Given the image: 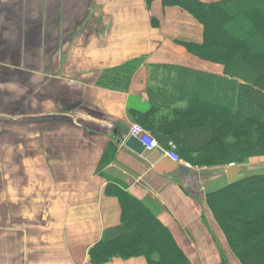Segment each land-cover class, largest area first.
<instances>
[{
  "label": "crops",
  "instance_id": "0c3cea01",
  "mask_svg": "<svg viewBox=\"0 0 264 264\" xmlns=\"http://www.w3.org/2000/svg\"><path fill=\"white\" fill-rule=\"evenodd\" d=\"M203 40L200 20L163 0H0V264H149L89 254L121 221L114 189L147 205L189 264H241L206 194L242 167L231 179V163L158 173L125 145L132 123L166 147L164 119L224 110L213 90L230 78L199 55ZM206 144L196 157L215 155Z\"/></svg>",
  "mask_w": 264,
  "mask_h": 264
},
{
  "label": "trees",
  "instance_id": "16d2710c",
  "mask_svg": "<svg viewBox=\"0 0 264 264\" xmlns=\"http://www.w3.org/2000/svg\"><path fill=\"white\" fill-rule=\"evenodd\" d=\"M163 1L180 5L200 20L204 27L202 47L229 50L228 58L214 57L221 58L230 82L225 83L223 90L224 110H228L225 119L215 113L218 106L205 112L188 109L164 119L157 128L166 129L162 130L166 131L164 137L176 144L180 158L199 153L212 139L214 143L223 141L216 133L218 126L234 129L232 133L235 137L238 134L235 142L220 143L216 147L219 153L215 151L213 157L200 160L213 165L242 163L245 156L237 153L241 145L258 144L264 140V0L209 4L198 0ZM185 46L196 51L199 45ZM256 60L259 64L255 63ZM207 80V75H201L200 85H207ZM238 86L241 87L239 92ZM220 108H223L222 105ZM197 116L200 119H196L195 124L193 119ZM114 192L121 201V221L104 231L101 239L90 249V256L104 261L114 256L144 255L149 264H189L169 230L147 205L122 190L114 189ZM206 204L238 262L264 264V175L231 180L208 192ZM243 204L246 208L241 209Z\"/></svg>",
  "mask_w": 264,
  "mask_h": 264
},
{
  "label": "rangeland",
  "instance_id": "374dc122",
  "mask_svg": "<svg viewBox=\"0 0 264 264\" xmlns=\"http://www.w3.org/2000/svg\"><path fill=\"white\" fill-rule=\"evenodd\" d=\"M262 23V22H261ZM218 52H222L221 54H219ZM204 55H202L201 53V56L204 57V58H210L212 60H215V61H219L220 63L221 62V58L220 59H216L214 56H225L226 58H228V55H229V50H225V51H222L221 49H215V48H210V49H207V50H204ZM224 53V54H223ZM230 53H232L230 51ZM199 54V55H200ZM226 62V60H225ZM255 63L259 64V61H255ZM226 84L221 85V83H216V89H214V93H217V94H220L226 87ZM219 88V89H218ZM220 88H223V89H220ZM241 89V87L238 86V89L237 91L239 92V90ZM221 90V91H220ZM222 94H224L222 92ZM224 110L221 109V113L223 112ZM227 112L226 110L224 111V113ZM216 114H219L220 113V109H217L215 111ZM226 114V113H225ZM210 116H213L215 117L212 113H210ZM200 119V117H195L193 120L195 122L196 119ZM195 124H197L195 122ZM211 129V127H210ZM232 130L234 131V129H228L227 127L225 128L223 125H220L217 127V131L216 133L218 134L219 137H221V140L223 139V141H221L220 143H215V148L216 149L215 151L219 153V150L218 148H216L219 144L222 145V143H224L225 141L228 143H232V142H235L237 137H238V134H237V137H235V134L232 133ZM235 133V132H234ZM240 133V132H239ZM243 133V131H242ZM223 136V137H222ZM246 135H244L245 137ZM264 140H260V143L257 144L256 143H253V144H248V143H244L241 145V148L239 149V151L237 153L240 154V156H245L244 159H243V162L242 163H239V164H235V163H231V165H240L242 167V171L241 173L239 174V177H237L238 179H241V178H245L246 176H250L253 173H256V171H258L257 173L258 174H263L264 175V164H254L253 162L256 160L257 157H259V155H261V153H263L264 151ZM260 144V145H259ZM208 150H212V148H208ZM202 151H199V153H196V154H192L190 155L188 158L186 157H182L181 159L183 160V162H187L189 164V166H185L186 168H190V167H199V166H202L204 164H208L206 163V160H200V158L196 157V155L200 154ZM208 152V151H207ZM215 153V152H214ZM216 155V154H215ZM257 156V157H256ZM199 165V166H197ZM256 170V171H255ZM211 184V185H210ZM210 188L208 189H217L219 187H222L224 186L226 183L222 180H215L213 183H210ZM208 185V186H209ZM246 208V204H243L241 206V209H244Z\"/></svg>",
  "mask_w": 264,
  "mask_h": 264
},
{
  "label": "built area",
  "instance_id": "2783aa9c",
  "mask_svg": "<svg viewBox=\"0 0 264 264\" xmlns=\"http://www.w3.org/2000/svg\"><path fill=\"white\" fill-rule=\"evenodd\" d=\"M128 136L136 138L144 146V153L158 150L161 153V156L167 157L173 162L186 167L189 166L187 162H183V160L178 156L176 152V144L173 141H168L166 147L160 146L155 138H153L149 132L138 123L131 124L128 130Z\"/></svg>",
  "mask_w": 264,
  "mask_h": 264
},
{
  "label": "water",
  "instance_id": "95a60500",
  "mask_svg": "<svg viewBox=\"0 0 264 264\" xmlns=\"http://www.w3.org/2000/svg\"><path fill=\"white\" fill-rule=\"evenodd\" d=\"M125 145L133 149L139 154H144L145 159L152 164L153 169L160 173L163 170H168L174 168L176 163L167 157L161 156L158 150H153L144 153V146L134 137H127L125 140ZM240 171L239 166H228L225 168V175L228 179H231Z\"/></svg>",
  "mask_w": 264,
  "mask_h": 264
}]
</instances>
